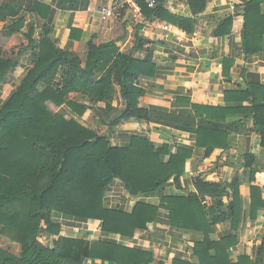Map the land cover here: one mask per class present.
<instances>
[{
  "label": "trees",
  "instance_id": "trees-1",
  "mask_svg": "<svg viewBox=\"0 0 264 264\" xmlns=\"http://www.w3.org/2000/svg\"><path fill=\"white\" fill-rule=\"evenodd\" d=\"M78 2L87 8L90 0H63L65 6ZM209 0H187L191 17L172 13L159 0L151 8L141 3L145 15L138 24L173 25L181 34H193L195 17L208 6ZM46 19L39 39H33L29 28L26 49H36L33 68L17 89L0 107V226L1 234L17 242L21 251L15 255L0 248V264H84L88 259L112 264H152L150 250L129 247L112 240H90L62 235L60 223L53 214L61 213L75 220L102 222L104 235L119 234L122 240L134 237L137 230L148 228L165 211L171 226L196 236L193 255L197 261L174 258L172 264H257L242 256L231 259L228 249L238 242L236 232L242 213L241 181L231 182L194 178L196 192L165 194L173 182L181 189V177L190 147L179 145L175 151L165 144L157 146L149 138L135 135L126 146H113L107 135L98 132L105 119L97 115L96 125L87 127L75 118H66L56 110L62 105L82 115L90 106L69 99L79 93L90 103H105L107 115L116 112L113 102L117 87L125 107L109 119L115 126L136 119L167 125L195 135L196 146L209 156L216 148L226 149L230 134L246 131V121L253 120V130L264 147V85L225 92L226 106L193 105L192 115H180L140 105L145 93L139 83L155 71L151 41L136 35V48L146 49L143 60L134 53H122L114 42L101 45L88 43L85 58L60 48L51 36L47 20L52 15L49 5L38 1L23 4L19 0H0V21L24 12ZM243 44L247 53L258 51L264 35V0H249L245 5ZM233 17L222 21L216 35L232 30ZM25 16L0 29V86L17 66L5 51L21 30ZM147 46V47H146ZM231 115H240L229 120ZM255 156L246 155L249 169L250 214L255 217L264 209V187L255 185ZM115 179L122 181L131 195L158 194L160 203H135L131 212L120 207L108 208L105 194ZM227 198V201H225ZM230 222L234 233L219 241L211 238L214 227ZM43 234L53 237V246L42 242ZM264 250V238L261 252Z\"/></svg>",
  "mask_w": 264,
  "mask_h": 264
},
{
  "label": "crops",
  "instance_id": "crops-1",
  "mask_svg": "<svg viewBox=\"0 0 264 264\" xmlns=\"http://www.w3.org/2000/svg\"><path fill=\"white\" fill-rule=\"evenodd\" d=\"M49 5L52 15L48 21L52 38L60 48L77 53L81 58L88 52V43L101 45L114 42L120 52L131 53L143 60L146 49L136 48V35L150 40L155 71L152 76L143 78L139 86L145 91L139 103L146 108H157L180 115H192L193 105L226 106L225 92L246 89L253 84L264 85V35L261 48L247 53L243 44V25L246 2L249 0H209L206 9L198 14L196 31L193 34H181L177 27L161 23L138 24L144 21L142 12L135 17L137 8L129 0H90L87 8L74 4H63V0H27ZM165 7L172 13L191 17L187 0H165ZM110 8L114 15L103 19L99 9ZM25 16L24 25L17 32L5 51L18 62L15 69L0 86V107L20 85L23 77L33 68L34 48L28 46L27 36L30 26L34 29L33 39H39L46 19L36 13L24 12L17 17L0 21V29L14 24ZM233 17L232 30L227 35H216L219 24ZM19 45V46H17ZM147 47V46H146ZM11 50V51H10ZM69 99L88 105L84 114H77L67 105L56 111L66 118H75L81 124L96 125L97 115L105 119L97 128L107 135L113 146H126L135 135L149 138L157 146L169 145L171 151L183 145L193 150L186 162L181 177V189L173 182L165 187V194L196 192L194 178L200 176L208 181L231 182L240 177L242 195V213L236 235L238 242L228 252L235 262L242 256L250 258L252 263L264 264V250L261 244L264 238V209L258 210L255 217L250 214L249 169L245 167L246 155L254 154L255 185L264 187V147L260 136L253 130V120L246 121V131L230 134L226 149L216 148L206 156L205 148L196 146L195 135L167 125L155 122H143L136 119L124 120L115 126L109 125V119L125 107L120 89L117 87L113 106L116 112L108 114L105 103H90L79 93H70ZM240 115H231L228 121ZM264 198V193H263ZM144 201L154 205L160 203L158 194L151 196L131 195L122 181L115 179L105 194L108 208L120 207L131 212L135 203ZM227 201V198H225ZM54 221L60 223L62 235L82 237L90 240H112L129 247L153 251L155 261L152 264H172L174 258L184 261H197L193 255V238L196 237L178 227L171 226L168 215L162 210L160 218L148 225L147 229L137 230L134 237L122 240L119 234L104 235L102 222L97 220H75L61 213L53 214ZM211 238L219 241L229 233H234L230 222L216 225ZM42 242L53 246V237L43 234ZM0 248L18 255L19 243L1 234ZM84 264H112L102 261L86 260Z\"/></svg>",
  "mask_w": 264,
  "mask_h": 264
},
{
  "label": "built area",
  "instance_id": "built-area-1",
  "mask_svg": "<svg viewBox=\"0 0 264 264\" xmlns=\"http://www.w3.org/2000/svg\"><path fill=\"white\" fill-rule=\"evenodd\" d=\"M129 1L135 4L137 8V13L135 17H140L142 15L141 3H145L148 7L153 8L157 6L159 0H129ZM99 12L101 13L103 19L110 18L114 15V11L107 7H102L101 9H99Z\"/></svg>",
  "mask_w": 264,
  "mask_h": 264
},
{
  "label": "rangeland",
  "instance_id": "rangeland-1",
  "mask_svg": "<svg viewBox=\"0 0 264 264\" xmlns=\"http://www.w3.org/2000/svg\"><path fill=\"white\" fill-rule=\"evenodd\" d=\"M20 2H22L23 4L25 3V2H27V0H19ZM17 46H19V45H17ZM11 51V50H10ZM85 58V56H83V59Z\"/></svg>",
  "mask_w": 264,
  "mask_h": 264
}]
</instances>
